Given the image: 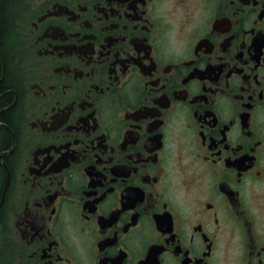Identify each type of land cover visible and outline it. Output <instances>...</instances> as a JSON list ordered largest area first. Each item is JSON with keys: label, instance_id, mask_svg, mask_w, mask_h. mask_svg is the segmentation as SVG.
Listing matches in <instances>:
<instances>
[{"label": "flooded vegetation", "instance_id": "obj_1", "mask_svg": "<svg viewBox=\"0 0 264 264\" xmlns=\"http://www.w3.org/2000/svg\"><path fill=\"white\" fill-rule=\"evenodd\" d=\"M0 264H264V0H0Z\"/></svg>", "mask_w": 264, "mask_h": 264}]
</instances>
